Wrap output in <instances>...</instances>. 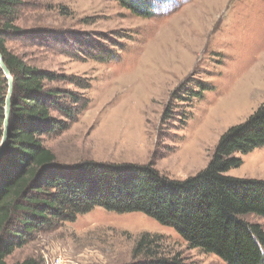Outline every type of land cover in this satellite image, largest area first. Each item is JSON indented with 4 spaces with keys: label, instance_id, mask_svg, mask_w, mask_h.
<instances>
[{
    "label": "rangeland",
    "instance_id": "374dc122",
    "mask_svg": "<svg viewBox=\"0 0 264 264\" xmlns=\"http://www.w3.org/2000/svg\"><path fill=\"white\" fill-rule=\"evenodd\" d=\"M21 1L15 26L32 38L9 34L7 48L34 68L90 86L68 85L90 105L70 130L47 141L59 166L152 162L161 174L183 181L205 170L221 137L264 105V0H163L151 18L115 0ZM116 33L115 43L107 39ZM51 36L75 41L54 48ZM77 42L89 50L109 46L119 56L105 63L88 59ZM186 81L187 99L173 103L162 124L172 94ZM233 157L242 164L228 176L264 181V147ZM245 220L264 230L263 217ZM147 234L161 237L166 257L227 264L142 213L100 208L38 236L8 263L53 264L62 256L67 264H130Z\"/></svg>",
    "mask_w": 264,
    "mask_h": 264
},
{
    "label": "trees",
    "instance_id": "16d2710c",
    "mask_svg": "<svg viewBox=\"0 0 264 264\" xmlns=\"http://www.w3.org/2000/svg\"><path fill=\"white\" fill-rule=\"evenodd\" d=\"M115 1L139 17L151 18L163 0ZM23 7L21 0H0V53L14 81L9 139L0 161V264H10L9 257L38 236L98 208L118 214L142 213L174 228L192 248L214 254L227 264H264V230L245 220L251 215L264 218V181L227 175L242 164L233 157L235 153L264 147V105L221 137L205 170L183 181L161 174L152 162L59 166L47 141L70 130L90 105L68 85L79 90L90 86L73 76L34 68L7 48L9 34L16 39L32 38L15 26ZM116 36L120 38L116 33L107 39L115 43ZM60 37H50L54 48L75 41ZM77 43L88 59L105 63L119 56L109 46L89 50L86 42ZM188 83L172 94L162 124L170 118L172 104L187 99L184 88ZM8 93L9 80L0 67V145ZM161 242L158 236H142L134 249L136 261L130 264H186L179 257H166ZM13 264L39 263L29 259Z\"/></svg>",
    "mask_w": 264,
    "mask_h": 264
},
{
    "label": "water",
    "instance_id": "95a60500",
    "mask_svg": "<svg viewBox=\"0 0 264 264\" xmlns=\"http://www.w3.org/2000/svg\"><path fill=\"white\" fill-rule=\"evenodd\" d=\"M0 67L2 68L6 77L9 80V93H8V97L6 100V121H5V126H4V136H3V139H2V142L0 145V161H1V158L3 157V155L6 151L7 142L9 139V118H10L11 108H12V95H13V87H14L13 78H12L9 70L7 69V67L4 64L3 57H2L1 53H0Z\"/></svg>",
    "mask_w": 264,
    "mask_h": 264
},
{
    "label": "built area",
    "instance_id": "2783aa9c",
    "mask_svg": "<svg viewBox=\"0 0 264 264\" xmlns=\"http://www.w3.org/2000/svg\"><path fill=\"white\" fill-rule=\"evenodd\" d=\"M52 263L53 264H67L66 260L62 256L53 257Z\"/></svg>",
    "mask_w": 264,
    "mask_h": 264
}]
</instances>
